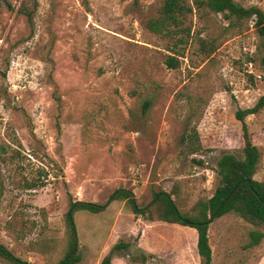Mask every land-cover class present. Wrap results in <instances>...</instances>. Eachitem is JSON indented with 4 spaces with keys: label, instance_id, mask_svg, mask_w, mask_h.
<instances>
[{
    "label": "rangeland",
    "instance_id": "rangeland-1",
    "mask_svg": "<svg viewBox=\"0 0 264 264\" xmlns=\"http://www.w3.org/2000/svg\"><path fill=\"white\" fill-rule=\"evenodd\" d=\"M163 1L0 0V245L15 257L57 264L67 251L69 201L103 204L119 188L140 207L170 194L193 217L217 186L219 155L240 157L234 114L264 96L255 20L231 25L186 0L185 31L163 37L146 27ZM233 1L264 13V0ZM168 57L178 68L166 67ZM244 122L260 153L254 179L264 182V107ZM195 141L201 149L192 152ZM73 220L78 264H99L118 241L130 246L112 264L189 257L197 236L135 218L127 201ZM253 230L234 214L214 220L211 264H264V240L244 247Z\"/></svg>",
    "mask_w": 264,
    "mask_h": 264
},
{
    "label": "trees",
    "instance_id": "trees-1",
    "mask_svg": "<svg viewBox=\"0 0 264 264\" xmlns=\"http://www.w3.org/2000/svg\"><path fill=\"white\" fill-rule=\"evenodd\" d=\"M193 6L197 9H206L213 14H222L229 24L242 23L254 18V28L261 39L264 49V13L257 7L244 8L233 0H193ZM192 12V7L186 0H164L156 18L150 19L146 27L156 35L170 37L185 30L183 26L186 16ZM30 24V17L27 16ZM182 42V39H179ZM168 69L178 68V61L174 57H168L165 61ZM54 101L60 106V98L53 94ZM145 102L141 108L144 114L148 109ZM264 107V96L259 98L251 108L237 110L235 119L241 123V136L243 146L240 157L222 152L216 160L217 186L212 196L206 201H199L196 205V214L187 217L181 214L170 194L157 192L153 201L144 207L136 204L133 193L130 190L119 188L114 190L103 204L70 200L68 209L64 214L65 225L68 231L67 251L57 264H78L81 261L79 254L76 229L73 216L78 211L99 213L104 211L108 205L115 201H127L131 206L135 218L146 221L158 220L168 224H176L194 229L197 234L196 250L199 264H211L212 252L209 245L208 228L216 219L227 214H234L243 222L253 226L256 230L248 233V242L245 249L257 247L264 240V182L254 179L260 162L258 148L252 144L251 138L244 122L247 116L258 113ZM183 140H185L183 138ZM192 141V140H190ZM192 152L200 151L198 141ZM198 165L202 162L196 161ZM155 209L156 211H152ZM129 243L118 241L101 259L99 264H112V257L121 251L129 249ZM0 259L9 264H32L15 257L3 245H0ZM145 257L140 262H144ZM136 263V259L132 260Z\"/></svg>",
    "mask_w": 264,
    "mask_h": 264
},
{
    "label": "crops",
    "instance_id": "crops-1",
    "mask_svg": "<svg viewBox=\"0 0 264 264\" xmlns=\"http://www.w3.org/2000/svg\"><path fill=\"white\" fill-rule=\"evenodd\" d=\"M196 241H197V236L195 235H193L190 238V241H188L190 242L189 257H173L171 259H164V257H145L144 262H136L135 264H199V259L196 250ZM102 258L103 257L99 258V262L101 261ZM113 258L115 257L113 256L112 259ZM212 262H213V258L211 260V263ZM131 263H127L126 261H123L122 264H131Z\"/></svg>",
    "mask_w": 264,
    "mask_h": 264
}]
</instances>
